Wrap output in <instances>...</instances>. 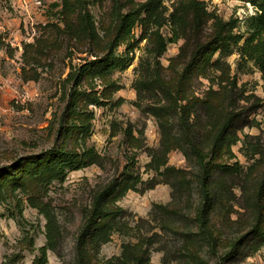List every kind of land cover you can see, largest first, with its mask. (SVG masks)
I'll list each match as a JSON object with an SVG mask.
<instances>
[{"label": "rangeland", "instance_id": "1", "mask_svg": "<svg viewBox=\"0 0 264 264\" xmlns=\"http://www.w3.org/2000/svg\"><path fill=\"white\" fill-rule=\"evenodd\" d=\"M153 1L86 0L94 44L62 0H0V264H264V81L240 53L245 33L226 50L208 44L218 21L243 33L256 7L197 0L207 49L191 60L195 37L183 58V36L151 52L173 17L188 27V0ZM141 5L142 23L113 49L121 64L105 69L117 12ZM187 105L198 130L228 115L206 176L175 134ZM64 153L74 163L49 169ZM127 169L138 187L159 182L126 189ZM109 184L104 209L116 215L91 226L79 253L94 196Z\"/></svg>", "mask_w": 264, "mask_h": 264}, {"label": "trees", "instance_id": "2", "mask_svg": "<svg viewBox=\"0 0 264 264\" xmlns=\"http://www.w3.org/2000/svg\"><path fill=\"white\" fill-rule=\"evenodd\" d=\"M154 2L153 0H149ZM248 1L256 7L254 14L248 16L245 20V29L243 33H232V32H223V27L228 24L227 22H217L219 23V29L215 32L214 35H211L208 39L210 42L208 44H215L216 48H221V50H226L228 47V43L232 41L233 43H237L240 38L243 37L244 39L241 45L239 46L240 53L242 56H246L248 59H251L253 63L258 67L261 77L264 81V0H243ZM63 11L73 13L76 12L77 14V32L82 37L88 38L92 43L98 44V35L96 34L95 25L92 20V16L90 15L87 6L86 0H62ZM146 7V6H145ZM187 12H191V17L189 19L188 27L187 22L185 24H181L182 22L177 21V17H173L172 22V34L170 36H163L159 32H155L153 37L154 44L151 47V52L153 56L158 57L160 56L166 46L167 42H175L179 36L184 37V42L180 46L178 53L176 54L175 58H183L186 54L184 53V49L187 47V42L193 41L192 37H195L198 42L193 41L195 44V55L191 57V60L195 58L200 52H204L207 47L203 45V42H199V33H201V29L203 28V14L201 13L202 8H200L199 1L197 0H188L186 5ZM185 9V10H186ZM142 11V5L133 6L129 8L125 12H117L115 16L116 28L115 33L108 40V47L105 57L107 59H101L102 66L105 69H110L113 66H117L120 63V58L115 57L113 55V49L118 45L120 42H125L127 36L129 35L130 31L132 30L133 25L136 22L142 23V17L140 16ZM155 17L159 16L157 14L154 15ZM163 21L159 18L156 20V23L161 24ZM184 23V22H183ZM181 26V27H179ZM234 26V25H233ZM232 26V27H233ZM231 27V26H230ZM182 28V29H181ZM189 33V36L187 34ZM148 39H151V35ZM206 39V40H208ZM106 61V62H104ZM187 64V61H186ZM158 76V74L156 73ZM163 86V83H161ZM181 110L185 111V106H181ZM192 109V106L187 105V112L188 110ZM219 110V109H218ZM219 110V114L224 113ZM231 111H227L225 114H230ZM193 112L190 110L188 112L187 119L182 117L179 121L174 125L176 129V135L179 138H182L183 143H185L190 149H192L195 155L199 158L200 162V169L201 174L206 176V172L211 170L210 161H204L203 158L208 153L214 154L219 148L220 144L225 137L227 126H228V115H225L222 119H215L212 124H209V129L206 131L198 130V126L195 124V121H188L191 119V115ZM160 120H167V119H160ZM162 126V121L160 122ZM139 133H142V129H138ZM204 132V133H203ZM199 136H202V141L205 142L206 147H198L197 139ZM177 139V138H176ZM202 142V143H203ZM210 145V147H208ZM206 148V151H203ZM85 154V153H84ZM86 155V154H85ZM90 161V159H89ZM87 161V162H89ZM86 162V163H87ZM58 163L63 165L71 166L74 163L73 156H69L67 153L61 154L55 158L53 162H50L49 169L56 170L58 167L56 166ZM82 163L79 162L76 165L80 166ZM75 165V166H76ZM129 175V176H128ZM130 179V173H128L127 169V181L125 188L126 189H133L139 192H143L145 189L152 188L155 184L159 181H156L154 177L148 179L146 181H141V186H136L134 181H128ZM115 186L113 184L106 185L101 191L94 196L93 199V206L91 209V213L86 217L84 221V225L82 227V231L79 235V246L77 247L78 252L80 253L82 248V242L84 244V240L86 235L88 234L91 226L97 221H100L102 217L108 215H116L112 213L109 209H104L106 200L108 197L113 193Z\"/></svg>", "mask_w": 264, "mask_h": 264}]
</instances>
